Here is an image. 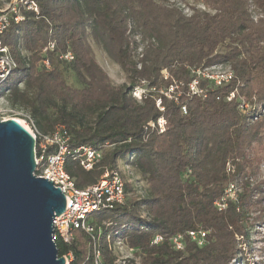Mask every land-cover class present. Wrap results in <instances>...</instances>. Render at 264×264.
Returning a JSON list of instances; mask_svg holds the SVG:
<instances>
[{"label": "trees", "instance_id": "1", "mask_svg": "<svg viewBox=\"0 0 264 264\" xmlns=\"http://www.w3.org/2000/svg\"><path fill=\"white\" fill-rule=\"evenodd\" d=\"M33 1L38 11L25 5L22 20L2 36L16 61L0 85L2 95L41 133L63 124L72 144L100 151L90 170L66 159L77 188L120 168L119 162L147 186L144 197L91 214L103 264H115L118 240L143 264H234L253 223L263 219L251 211L264 197L262 183L252 180L264 157V114L243 116L237 100L226 98L238 91L264 106V0ZM88 39L119 66L126 83H112ZM50 41L55 48L47 52L45 69L41 51ZM66 52L72 60L60 58ZM215 64H229L232 83L215 86L197 75ZM14 71L20 76L11 79ZM194 79L199 94L187 90ZM141 87L138 100L132 91ZM232 183L240 191L230 197ZM189 231H204V243L191 240ZM155 235L163 241L152 244ZM174 235L183 238L180 250L170 241ZM54 242L58 256L71 255L67 264H93L92 241L82 230L68 243Z\"/></svg>", "mask_w": 264, "mask_h": 264}, {"label": "built area", "instance_id": "2", "mask_svg": "<svg viewBox=\"0 0 264 264\" xmlns=\"http://www.w3.org/2000/svg\"><path fill=\"white\" fill-rule=\"evenodd\" d=\"M26 8L37 12V5L33 0L26 2ZM22 15L15 5H11L7 10L0 9V85L9 77L12 71L16 68V61L13 58L9 47L2 42V36L8 30L11 22L18 23L22 20ZM55 48V42L50 41L42 49V58L40 65L45 69L50 67L47 52ZM60 58L70 61L73 56L71 52H66L60 55ZM208 68V67H207ZM204 68V69H207ZM197 70V75L210 80L215 86H221L228 83L233 74L230 70L218 73H204L203 70ZM166 76V71H162ZM139 90V88H136ZM135 89V90H136ZM133 90L132 93L139 100L144 93ZM173 87H170L164 92L166 96H170ZM187 90L190 94H199L201 90L198 87V80L194 79L187 85ZM232 94V92H230ZM230 96V95H229ZM160 99L156 100V105L159 106ZM12 115L21 114L14 108L7 110ZM31 129L29 132L35 140L34 145V160L36 177H44L52 182L54 187H59L65 196L66 206L64 212L54 217L52 222L53 240L60 238L65 243H68L72 237V233L76 229L85 232L92 241L93 248V264H103L100 252L96 244V228L90 224L89 218L92 213L103 209H112L122 205L126 199V181L120 168L105 169L98 180L91 185L77 188L74 179L65 170V161L71 157L76 160L84 170H90L93 165L101 158L99 150L87 145H74L71 143V135L68 129L63 124H56L49 133H41L33 124V121L27 116ZM3 118L2 120H6ZM14 119V118H13ZM159 131L164 129V120H157ZM228 193L229 188H228ZM190 239L196 241L198 245L204 243V231H189ZM163 241L161 235H155L152 239V244H158ZM174 249L180 250L183 248V238L181 235H174L170 239ZM116 242V246L120 244ZM67 264L71 259V255H63Z\"/></svg>", "mask_w": 264, "mask_h": 264}, {"label": "water", "instance_id": "3", "mask_svg": "<svg viewBox=\"0 0 264 264\" xmlns=\"http://www.w3.org/2000/svg\"><path fill=\"white\" fill-rule=\"evenodd\" d=\"M35 140L17 120H0V264H66L52 222L66 206L59 187L34 175Z\"/></svg>", "mask_w": 264, "mask_h": 264}, {"label": "rangeland", "instance_id": "4", "mask_svg": "<svg viewBox=\"0 0 264 264\" xmlns=\"http://www.w3.org/2000/svg\"><path fill=\"white\" fill-rule=\"evenodd\" d=\"M172 1V0H170ZM18 4H21L20 8L17 6ZM188 2H191V0H188ZM11 5H15L19 12L21 13L25 3H21L18 0H0V9L1 10H7ZM26 9V8H24ZM185 12L189 13L190 11L186 9V7H183ZM89 45L92 48L95 60L99 64V66L107 73L109 78L111 79L113 84H122L126 83L127 79L122 72V70L119 68L117 64L112 62L101 50V48L96 45L92 40L88 39ZM223 51V48L220 49ZM24 54V52H22ZM231 70L229 64H215L207 69H204L203 72H209V73H218L222 71H228ZM233 77L232 79L225 84L232 83L234 80V73L232 72ZM20 74L16 71L13 72L11 75V79H16L19 77ZM70 82L73 85H76V82L71 79ZM224 84V85H225ZM21 86V84H19ZM221 85V86H224ZM145 90L144 87H141L138 89H134L135 91ZM162 92V91H160ZM3 92L0 91V95H2ZM230 95V96H229ZM227 96V101L237 100L238 106L240 108V111L243 116H252L251 118L255 120V116H258V113L264 114V106L251 104L245 96L238 94V91L232 92V94L229 93ZM132 96L137 99V97L132 93ZM13 108L10 106L9 102L6 100L5 96H0V120L3 118H14L17 120L20 124H22L28 131L31 129L30 122L27 118L28 113L25 111L14 108L15 110L19 111L21 114L19 115H12L7 110ZM256 145L254 148L256 150H259V147ZM252 150L250 152V155H252L254 152ZM119 167L124 175V179L126 183L130 184L129 190L126 191V200L130 199L131 197L138 196L140 198L144 197L146 195V183L142 179L141 175L135 171L132 167L125 165L122 162H119ZM227 170L233 168V165L229 162L226 165ZM257 171L255 176H253L252 180L253 183H262V188H264V157L259 161L258 167L255 168ZM229 196H234L235 192H239L240 188L237 183H232L229 186ZM261 201V207H257L256 209H253L251 211L252 215H257L260 213L262 216V220L255 221L253 223V227L249 230L248 238L246 241L245 250H243V253L238 254V258L234 259V264H264V197H262ZM118 242V241H117ZM117 243H115V254H116V261L115 264H143L140 258V255L138 253H135L132 249H129L125 243L120 242L119 245L116 246Z\"/></svg>", "mask_w": 264, "mask_h": 264}]
</instances>
